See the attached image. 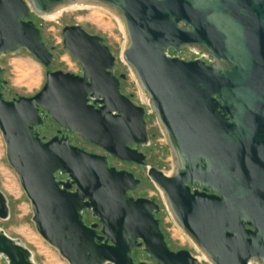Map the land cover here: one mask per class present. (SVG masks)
<instances>
[{"label":"water","instance_id":"1","mask_svg":"<svg viewBox=\"0 0 264 264\" xmlns=\"http://www.w3.org/2000/svg\"><path fill=\"white\" fill-rule=\"evenodd\" d=\"M76 1L102 4L123 20V58L175 162L170 176L156 168L149 174L178 224L212 264H264V0H0V53L27 49L47 68L38 92L8 99L0 64V130L37 231L69 264H147L132 255L142 245L154 264H202L188 249L169 248L152 201L128 195L140 182L133 173L110 167L106 155L69 136L45 140L38 131L50 118L109 154L144 162L130 144L149 140L145 106L121 91L127 74L115 72L106 38L66 24L64 48L82 73L52 69L55 54L30 18ZM183 48L212 60L168 53ZM59 171L67 179H57ZM195 182L217 194L191 193ZM85 209L101 227L85 222ZM9 216L0 188V218ZM2 259L38 264L29 247L0 227Z\"/></svg>","mask_w":264,"mask_h":264},{"label":"rangeland","instance_id":"2","mask_svg":"<svg viewBox=\"0 0 264 264\" xmlns=\"http://www.w3.org/2000/svg\"><path fill=\"white\" fill-rule=\"evenodd\" d=\"M30 18L41 28L45 41L55 54L52 69H61L76 74L82 73L81 64L64 48L62 28L66 24L79 23L88 31L103 35L112 52L117 57L118 72L127 74L123 85L124 92L132 96L136 103L145 106L149 110V115L152 117L149 126L151 131L156 133V138L154 139L157 143L156 148L161 146L162 148L159 149L166 150V152L169 151L166 135L151 106L143 98V90L136 75L123 58L126 34L117 17L111 11L101 7L71 8L64 10L53 18L39 14H32ZM168 53L171 55L177 54L184 58L203 56L201 53H196L189 48H183L178 52L169 49ZM0 64L4 68L3 78L6 80L3 91L5 97L8 99L17 95H34L46 82L47 68L27 49H20L17 52L8 51L0 53ZM46 125V128L40 127L38 131L41 135L51 136L56 131L53 120L47 119ZM76 141L79 143L80 138H76ZM80 143L88 148L93 147L82 140ZM167 156L172 158L168 152ZM151 161L158 164V158L155 161L151 159ZM160 161L159 164H163L164 160ZM161 166L163 167V165ZM163 169L166 172L173 170L170 165L163 167ZM148 184V180H146L142 188L147 189L150 186ZM151 187L147 190L150 193H154L155 190ZM0 188L6 194L10 207V216L7 219L0 218V227L9 236L19 239L29 247L33 252V259L38 264H69L58 249L48 243L37 231L35 222L33 221V210L30 199L21 185L18 174L9 164L6 154V143L1 130ZM167 218L171 220L168 216ZM168 225L171 228L170 233L172 234L174 247H186L202 260V264H212L204 254L196 250L193 240L178 224L174 223V221H169L166 223V226ZM139 259L148 262L142 256ZM1 262L2 264H7L5 259H2Z\"/></svg>","mask_w":264,"mask_h":264},{"label":"flooded vegetation","instance_id":"3","mask_svg":"<svg viewBox=\"0 0 264 264\" xmlns=\"http://www.w3.org/2000/svg\"><path fill=\"white\" fill-rule=\"evenodd\" d=\"M173 55H177V54H173ZM181 58H184V57H181ZM195 58H198V56L184 58V59L185 60H191V59H195ZM202 58L206 61L212 60V58L210 56H207V57L204 56ZM115 72L118 75H120L122 73V72H118V70H117V60H116ZM125 80L126 79H122V81H121V91L124 94H126L123 90V85H124ZM126 95L129 96L133 100L132 96H130L128 94H126ZM91 101H93V99ZM99 105H100L99 103L96 104V106H99ZM153 113H155V112H153ZM149 114H150L149 110L145 107V119L147 121L148 133H149L148 142L146 144H142L139 146L135 143L130 144L131 148L138 149L139 152H142L145 155V157L143 158L144 162H139L136 160H123V159H120V158H118L112 154H109L100 146L84 140L75 131H72V132L66 131L62 126L58 125L54 121H53V125H54V128L56 129L55 133H53L51 136L41 135V134L40 135L42 137H45V140L49 139L53 136H56V135L69 136L70 142L72 144L82 146L85 149L89 150L90 152L106 155L108 165L110 167H115L117 170H126L128 172L133 173L135 175V177L140 179V182L134 188L128 190V195L130 197H133L134 199L147 198L154 203L155 206L153 207V215H154L155 219H157L159 221V227H160L162 233L164 234V239H165L167 245L169 246V248L171 250L178 251L180 249H188V248L183 247V246L174 247V245L172 243V236H171L172 234L170 233L171 228L169 227V225L166 226V223L169 221L170 222L174 221V223L178 224V222L176 221L175 217L173 216V213H172L166 192L163 190V188H161L156 183V181L153 179V177L149 174L150 168H156L157 170L164 172L168 176L172 175L174 170H175V162H174L173 152H172V148H171L169 142H168L169 151H167V152L170 153L172 158L167 156L166 150L159 149V148H162L161 146L156 148L157 143L154 141V139L156 138V133L152 132L150 129L149 124H150V119L152 117ZM155 116H156V114H155ZM47 119H50V118H45V122H44V125L42 127H45V128L47 127V125H46ZM76 138H80V141L82 140L85 143L92 145L93 147L88 148V147L82 145L80 143V141L78 143L76 141ZM156 158H158V164L156 162L151 161V159H153L155 161ZM160 160H164L163 164H159L161 162ZM161 165H163V167L170 165V166H172L173 170L171 172H166ZM56 176H57V179H59V180H64V179H67V177H68L67 175L62 174L60 171L56 173ZM146 180H148V183L150 184V186L148 184L149 187H151V185H152L151 188H153V190H155L154 193H150L149 190H147L149 187L147 189L142 188L143 185L145 184ZM189 186H190L191 193H195L196 191H199V192H203L206 194H217L216 191H213L209 187H206L204 185L200 186L198 182H195L193 184H189ZM83 215H84L85 222H87L89 224L99 223V227H101L102 224H101L100 220L92 215L91 210L85 209L83 211ZM167 216L169 218H171V220H169L167 218ZM245 227L247 229L252 228L247 223H245ZM138 241L141 242L142 238H139ZM194 245H195L194 247L196 248V250L198 252H200L201 254H204V252L202 251L201 248H199L195 243H194ZM188 250H190V249H188ZM132 255H133V257L137 263H140L142 261L141 259H139L140 256L147 259V261H148L147 264L156 263V260L147 257L146 252L144 250V245H142L140 247H137V246L134 247L132 250Z\"/></svg>","mask_w":264,"mask_h":264},{"label":"bare ground","instance_id":"4","mask_svg":"<svg viewBox=\"0 0 264 264\" xmlns=\"http://www.w3.org/2000/svg\"><path fill=\"white\" fill-rule=\"evenodd\" d=\"M88 7H101V8H104L106 10H109L107 7H105L104 5L102 4H98V3H95V2H82V1H76V2H72V3H68V4H65L63 6H60L58 8H56L54 11L50 12V13H46L44 14V16L46 17H50V18H53L55 16H57L58 14L62 13L64 10H67V9H71V8H88ZM110 11V10H109ZM112 12V11H111ZM118 19L119 23L121 24V27L123 28L125 34H126V31H125V26H124V23H123V20L118 16L116 15L114 12H112ZM127 43V35H126V41H125V45ZM195 52H198L199 50L197 48H194ZM143 98L149 102V98L148 96L146 95L145 92H143ZM250 264H261L257 261H250Z\"/></svg>","mask_w":264,"mask_h":264},{"label":"built area","instance_id":"5","mask_svg":"<svg viewBox=\"0 0 264 264\" xmlns=\"http://www.w3.org/2000/svg\"><path fill=\"white\" fill-rule=\"evenodd\" d=\"M198 57H203V56H198ZM106 264H116L114 262H107Z\"/></svg>","mask_w":264,"mask_h":264}]
</instances>
